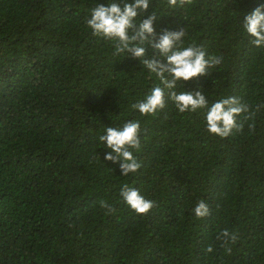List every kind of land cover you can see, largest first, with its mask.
<instances>
[{
  "label": "trees",
  "instance_id": "trees-1",
  "mask_svg": "<svg viewBox=\"0 0 264 264\" xmlns=\"http://www.w3.org/2000/svg\"><path fill=\"white\" fill-rule=\"evenodd\" d=\"M110 2L0 0V264H264V47L243 27L264 0H150L135 18L154 12L157 34L184 28L179 47L222 58L175 91L249 105L251 119L238 117L243 131L227 138L207 131V109L180 113L167 96L155 115L131 107L163 85L87 27ZM130 120L141 124L131 151L142 167L123 176L99 137ZM125 184L156 206L137 214ZM201 199L206 218L192 211ZM224 229L235 244L217 240Z\"/></svg>",
  "mask_w": 264,
  "mask_h": 264
},
{
  "label": "clouds",
  "instance_id": "clouds-1",
  "mask_svg": "<svg viewBox=\"0 0 264 264\" xmlns=\"http://www.w3.org/2000/svg\"><path fill=\"white\" fill-rule=\"evenodd\" d=\"M167 2L170 6L176 7L191 4L193 0ZM149 6L150 0H131L123 4L112 0L107 6L97 4L91 10L90 18L86 20L87 27L92 30L94 36L116 42L114 55L131 54L132 58L139 59L145 68L154 73L163 85L153 87L144 100L131 107L138 110L141 115H155L158 110L165 108L167 96L180 113L207 109L205 120L210 134L227 138L233 131H243L244 123L237 118L243 116V121H247L253 114L250 113L249 105L241 103L238 98L226 97L209 105L208 99L200 90L175 91L178 81L187 82L193 78L210 75L209 70L221 64L222 58L209 56L202 47L195 45L179 47L186 35L184 28L176 31L163 29L157 34L154 28L157 16L154 12L137 24L135 18L139 12L147 11ZM243 27L253 37L251 42L255 47H264V4L245 15ZM145 45L150 46L156 54L148 57ZM141 131L140 122L130 120L121 128L107 127L105 133L99 137L106 148L110 149L104 159L113 163L119 162L123 176L136 173L142 167L131 151L140 150ZM120 196L139 215H146L156 206L154 201L146 199L138 189L127 184L120 189ZM99 203L109 213L114 211L106 201L101 200ZM192 211L196 218L211 215L210 206L204 199H201ZM238 239L237 233L229 232L227 229L217 236V240L222 241L223 246L235 244ZM226 250L231 252L230 247H226ZM207 251L210 253L213 248L209 246Z\"/></svg>",
  "mask_w": 264,
  "mask_h": 264
}]
</instances>
